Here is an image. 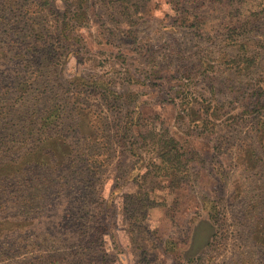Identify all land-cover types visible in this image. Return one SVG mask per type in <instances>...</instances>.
I'll use <instances>...</instances> for the list:
<instances>
[{"label":"rangeland","instance_id":"rangeland-1","mask_svg":"<svg viewBox=\"0 0 264 264\" xmlns=\"http://www.w3.org/2000/svg\"><path fill=\"white\" fill-rule=\"evenodd\" d=\"M263 126L264 0H0V264H264Z\"/></svg>","mask_w":264,"mask_h":264},{"label":"trees","instance_id":"trees-1","mask_svg":"<svg viewBox=\"0 0 264 264\" xmlns=\"http://www.w3.org/2000/svg\"><path fill=\"white\" fill-rule=\"evenodd\" d=\"M239 58L238 60H236V58L233 60V61H230V60H226L225 63L227 65H232V66H238L240 68V65H241V56L240 54H238V57ZM229 61V62H227ZM242 61H246L247 63L249 62V58H244L242 59ZM61 117L59 116L58 118V114H53L51 116H49L48 118V121H49V124H53L54 121H56L57 119H60ZM136 120L135 119H132L130 120V125L128 127V130H133V129H137L139 131V136H141V139L138 141L140 143L141 141V144H152V146H155V147H160L163 151L165 149H168V147L171 145V143L173 144L172 147L177 144V142H175V139H170V141H165L162 142L164 143V145L161 144V140L157 137V134L155 132H151L150 134L148 135H144L142 132H140L139 130V127H137V124H135ZM129 123V122H128ZM264 127V126H263ZM128 133V131L126 132ZM160 159L162 161V163H170L171 161H174L175 159H177L176 157H173L170 153H167V154H161L160 155ZM155 165V164H154Z\"/></svg>","mask_w":264,"mask_h":264}]
</instances>
